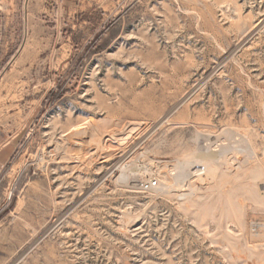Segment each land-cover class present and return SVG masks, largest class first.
Listing matches in <instances>:
<instances>
[{
  "label": "rangeland",
  "instance_id": "374dc122",
  "mask_svg": "<svg viewBox=\"0 0 264 264\" xmlns=\"http://www.w3.org/2000/svg\"><path fill=\"white\" fill-rule=\"evenodd\" d=\"M0 264H264V0H0Z\"/></svg>",
  "mask_w": 264,
  "mask_h": 264
},
{
  "label": "crops",
  "instance_id": "0c3cea01",
  "mask_svg": "<svg viewBox=\"0 0 264 264\" xmlns=\"http://www.w3.org/2000/svg\"><path fill=\"white\" fill-rule=\"evenodd\" d=\"M16 135L3 136L0 134V171L10 160L16 148Z\"/></svg>",
  "mask_w": 264,
  "mask_h": 264
}]
</instances>
